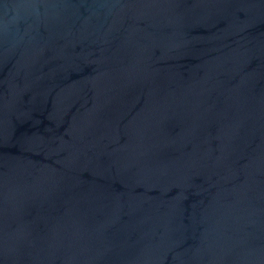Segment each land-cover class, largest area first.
Instances as JSON below:
<instances>
[{"label":"water","instance_id":"obj_1","mask_svg":"<svg viewBox=\"0 0 264 264\" xmlns=\"http://www.w3.org/2000/svg\"><path fill=\"white\" fill-rule=\"evenodd\" d=\"M0 264H264V0H0Z\"/></svg>","mask_w":264,"mask_h":264}]
</instances>
